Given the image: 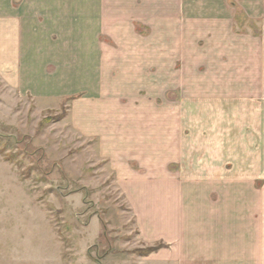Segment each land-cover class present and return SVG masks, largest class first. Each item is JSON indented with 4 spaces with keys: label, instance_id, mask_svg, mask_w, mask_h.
Listing matches in <instances>:
<instances>
[{
    "label": "rangeland",
    "instance_id": "1",
    "mask_svg": "<svg viewBox=\"0 0 264 264\" xmlns=\"http://www.w3.org/2000/svg\"><path fill=\"white\" fill-rule=\"evenodd\" d=\"M26 2L25 24L44 23ZM46 23L53 55L36 52L56 66L45 69L56 91L22 90L0 72V264H165L160 255L176 252L198 254L196 264H260L263 180L260 164L242 163L260 149L241 148L250 132L229 136L233 164L228 150L209 149L212 54L188 44L183 54L150 52L159 38H115L111 21ZM162 60L168 83L146 65ZM66 69L67 85L58 81ZM163 119L183 149L162 147ZM119 125L131 131L113 132Z\"/></svg>",
    "mask_w": 264,
    "mask_h": 264
},
{
    "label": "crops",
    "instance_id": "2",
    "mask_svg": "<svg viewBox=\"0 0 264 264\" xmlns=\"http://www.w3.org/2000/svg\"><path fill=\"white\" fill-rule=\"evenodd\" d=\"M9 1L12 0L0 1V72L6 74V77L3 75L5 78L12 77L22 90L40 95L47 96L56 91L45 70L46 67L55 69L56 66L47 64L49 59L42 53L44 49L36 52L41 45L47 46L49 54L53 51L50 38L56 30L53 31L46 22L80 19L88 24L95 22L104 28V22L111 21L114 22L112 35L115 38L129 36L136 40L137 35L159 38L160 45L157 48L148 47L150 52L155 49L161 53L183 54L188 44V47H194L195 52L212 54L213 59H210L207 68L209 89L203 94L209 101L212 137L209 149L223 147L228 150L225 162L233 164L229 136L231 141L234 133L255 134L249 146L241 144V148L260 149V156L254 162L242 160V163L260 164V180H263L260 192L264 196V140H259L260 134L264 133V0H32L33 18L44 22L33 26L25 24L27 2L17 0L14 10ZM137 28L145 32H136ZM62 36L71 37V32L64 30ZM64 44L67 45L66 42ZM41 57L45 61H38ZM134 65H137L136 62ZM146 65L150 69H160V80L168 83L167 70L171 68V62L150 61ZM200 67L196 68L200 70ZM63 73L58 81L67 85L72 75L67 69ZM149 83L153 85L152 79ZM163 111L167 117L169 111ZM177 114L181 115L180 112ZM130 128L119 125L114 127L113 132L126 133L131 131ZM161 129L166 136V141L164 138L161 142L162 147L183 149V140L176 141L175 137L167 140L170 132L167 119L162 120ZM223 132L226 135L224 144L217 139L218 134ZM122 142H113L114 148L132 146L129 142ZM178 155L182 160V152ZM160 257L165 264H196L201 260L198 254L193 256L181 252ZM260 264H264V202L260 205Z\"/></svg>",
    "mask_w": 264,
    "mask_h": 264
},
{
    "label": "trees",
    "instance_id": "3",
    "mask_svg": "<svg viewBox=\"0 0 264 264\" xmlns=\"http://www.w3.org/2000/svg\"><path fill=\"white\" fill-rule=\"evenodd\" d=\"M43 123H41V125H42ZM157 247H159V246H156V247H149L148 249V253L149 252H152V251H154V250H156L157 249Z\"/></svg>",
    "mask_w": 264,
    "mask_h": 264
}]
</instances>
